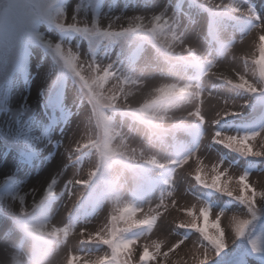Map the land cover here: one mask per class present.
Wrapping results in <instances>:
<instances>
[{
	"label": "rangeland",
	"instance_id": "obj_1",
	"mask_svg": "<svg viewBox=\"0 0 264 264\" xmlns=\"http://www.w3.org/2000/svg\"><path fill=\"white\" fill-rule=\"evenodd\" d=\"M197 1L211 9L220 10L231 18L238 20L250 18L254 21V26L242 32L236 26L232 25L235 27L232 28L230 24L217 23L221 29H228L225 36L223 32H217L218 40L232 37L235 42L223 56H216L207 45L208 34L212 33L213 29L207 26L205 15L198 7L190 9L186 6L181 13H175L167 0H151L148 9L127 10L126 16L144 14L145 19L139 22L138 27L136 22H133L135 32L113 45L111 53L109 52L107 56H97L94 63L82 54L80 75L92 83L93 97L102 104H114L121 108L120 112L127 117H133L129 111L163 94L171 96L180 92L182 88L184 91H190L191 95L187 98L170 104L162 102L147 109L137 122H140V119L144 124L149 123L154 132H168L172 138L186 141V133L191 129L192 122L200 120L201 127L205 129L200 145L185 158L175 159L178 168L174 166L173 175L171 177L167 175L166 183L159 185L156 192L142 202L134 203V200L129 198V192L140 184L139 181L123 171L120 164L115 162L111 174L118 181V194L105 199L97 214L71 227L67 217L76 209L84 194V184L93 171L96 156L86 153L71 167H66L65 163L89 148L95 141L97 123L87 94L83 93V104L79 107L76 105L78 97L76 93L80 87L78 79L69 80L67 93L63 99L70 114L68 121L62 126L63 133L61 134L58 127L45 135V142L51 136L54 143L47 145V151L43 155L49 152L52 155L48 154L49 158L44 160L43 164L37 162L38 166L31 169L29 176L25 177V182L10 183L11 191L0 195V207L8 215L38 214L40 224L35 227V232L50 236L69 230L65 241L49 251L46 259L40 264H67L69 257L75 259V264H90V262L94 264L98 258L109 255V248L102 241L109 240L110 233L114 235L120 232L121 228L154 214H159L155 227L150 234H143L137 238L138 242L134 245L136 258L138 259L143 244L162 240L164 241L162 252L169 253L166 264H172L173 260L177 264H185V261L187 264H192L188 257L193 241L197 238L195 233L176 247L175 251L171 249L180 240V235H173L172 232L177 222L185 219L184 211L191 208L199 211L203 202L207 200L199 195L203 194L206 186L194 182L193 177H198V173L203 170L207 173V184L213 182L214 175L227 169L228 174L224 179L232 176L235 181V178L244 175L243 166L248 161L259 160L261 163L249 171L248 181L257 190L264 191V171L259 167L264 163V157L240 156L241 158L238 159L234 155L236 152L225 146L236 142L241 148L246 149L251 146L254 151L264 153V127L247 136L240 134V131L233 127L228 131L226 126L221 132L215 133L216 126L223 120L247 119L253 114L251 109L253 94L260 92V82L264 78V72L259 71L258 65V60L264 58V0H251L252 10L247 9L240 0ZM35 2L42 6V0ZM78 2L79 0L65 2L67 22H70L72 9ZM133 2L143 3L144 0ZM120 4L122 6L123 0H120ZM165 6H168L165 15L159 20L153 19L151 13H159ZM119 11L118 7L116 13L119 14ZM88 18L91 19V13L88 14ZM23 24L30 26L28 20L20 21L18 25L20 37L8 49L14 61L23 36ZM101 25L106 27L107 21L101 19ZM126 26V21H122L116 25V30ZM35 27L38 34L46 38L55 35L53 30L40 25ZM137 38L156 42L158 51L154 53L148 50L140 63L132 66L127 62V53L130 44H134ZM80 47L83 52L87 45L81 43ZM165 49L169 51V56L164 53ZM195 58L210 62L207 81L205 78L199 85L188 83V78L182 70L174 67L175 61L190 62ZM23 62H27L25 67L34 78L30 82L32 94L28 96V103L35 109L38 103L36 94L40 90L51 88L56 81L60 63L52 53L38 50L31 52V58L26 54ZM23 79L24 77L21 76V82ZM11 99L18 97L10 95L9 100ZM2 120L3 116L0 115V122ZM137 122L117 117L116 125L112 127L111 137L108 139L111 154L118 162L126 160L135 166L148 164L145 170H141V174L155 176L161 166L172 163L173 155L168 150L167 142L148 138L144 133L148 132V128ZM40 134H44L43 130ZM56 144L58 147L55 146ZM35 150L40 152L42 148L37 146ZM221 154L226 158H222ZM234 159L238 162L232 165L230 161ZM214 168L218 170L217 173L213 172ZM53 177H55L53 189L55 197L52 201L45 198L46 188ZM2 178L3 175L0 174V179ZM2 182L4 181L0 180V184ZM233 187H236L235 182ZM211 200L214 204L213 217L223 210L221 226L225 229L229 228L233 214L241 211L240 206L234 201L230 202V198L218 192ZM227 202L230 205L222 207V204ZM2 221L5 222V227L0 236V264H12L14 260L21 264H29L25 261V248L20 251L15 250L17 237L12 232L11 220ZM94 244L103 246L100 249L87 250ZM79 247H83L84 251H80ZM181 257L184 259L181 260Z\"/></svg>",
	"mask_w": 264,
	"mask_h": 264
},
{
	"label": "snow or ice",
	"instance_id": "obj_2",
	"mask_svg": "<svg viewBox=\"0 0 264 264\" xmlns=\"http://www.w3.org/2000/svg\"><path fill=\"white\" fill-rule=\"evenodd\" d=\"M150 6L151 0H144L143 3L123 0L122 6L120 0H79L72 9L70 22H67L64 0H42V6H38L35 0H0V115L3 116L0 122V174L3 178L0 180L15 184L25 182L31 169L38 166L37 162L44 163L46 157L42 159V156L47 151V145L54 143L51 136L45 142L48 129L59 127L62 134L61 125L69 116L56 82L51 88L36 94L38 103L35 109L28 103V96L32 94L30 82L34 78L30 71H26V67L13 60L8 51L20 37V21L28 20L31 33L41 48L52 53L66 72L79 79L82 54L93 63L97 56H107L113 45L132 33L133 22L138 27L139 22L145 19L144 14L126 16L127 10L148 9ZM118 7L119 14L116 13ZM167 7L159 13H151L152 18L161 19ZM101 19L107 21L106 27L101 25ZM41 20L53 28L55 35L46 38L35 31V25ZM122 21H126L127 26L116 30V25ZM81 43L87 45L83 52ZM36 55L38 57L39 52ZM21 76L24 77L23 82ZM10 95L18 99L9 100ZM42 130L44 134H40ZM37 146L42 151H35ZM55 146L58 147L57 144ZM225 146L244 158L264 157V153L254 151L251 146L241 148L236 142ZM48 154L52 155L51 152ZM213 172L217 173L218 170L214 168ZM227 174V169L218 172L213 176V182L206 184L207 173L201 170L197 182L200 186L222 193L230 198V202L234 201L240 206L241 211L233 214L231 226L227 229L221 226L223 210L213 217L214 204L209 198L199 211L195 208L184 211L185 219L175 225V230L184 231L172 232L173 235H180V240L171 250L175 251L176 247L187 241L189 233H195L197 238L193 241L188 257L192 264H264V191L257 190L249 183L247 168L244 175L235 178V181L232 176L225 180ZM234 182L236 187H233ZM54 185L55 177L49 182L46 193L52 192ZM158 219L159 214L145 216L124 231L144 229V234H150ZM4 227L5 222L0 220V236ZM102 242L109 248L110 256L100 257L94 264H166L169 257L167 251L162 252V240L143 244L138 259L134 248L138 242L136 238L128 240L110 233V239ZM172 264L177 262L173 260Z\"/></svg>",
	"mask_w": 264,
	"mask_h": 264
},
{
	"label": "trees",
	"instance_id": "obj_3",
	"mask_svg": "<svg viewBox=\"0 0 264 264\" xmlns=\"http://www.w3.org/2000/svg\"><path fill=\"white\" fill-rule=\"evenodd\" d=\"M138 112L142 113V110H141V111H138ZM140 113H139V114H140ZM143 113H144V112H143ZM143 113H142V114H143Z\"/></svg>",
	"mask_w": 264,
	"mask_h": 264
}]
</instances>
